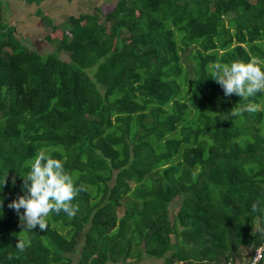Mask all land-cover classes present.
<instances>
[{
  "label": "trees",
  "instance_id": "obj_1",
  "mask_svg": "<svg viewBox=\"0 0 264 264\" xmlns=\"http://www.w3.org/2000/svg\"><path fill=\"white\" fill-rule=\"evenodd\" d=\"M69 25L39 53L0 24V264H249L264 249V92L225 95L211 65L264 60V0H117ZM41 148L83 190L75 216L27 233L8 205Z\"/></svg>",
  "mask_w": 264,
  "mask_h": 264
},
{
  "label": "clouds",
  "instance_id": "obj_2",
  "mask_svg": "<svg viewBox=\"0 0 264 264\" xmlns=\"http://www.w3.org/2000/svg\"><path fill=\"white\" fill-rule=\"evenodd\" d=\"M213 78L223 88L225 95L236 94L247 99L258 92H264V60L253 57L247 62L233 60L231 63L214 62L211 65ZM240 110L255 111L252 105H245ZM64 157L52 156L45 148L37 151L34 158L26 161L28 172L23 179L22 191L24 195L13 199L8 207L20 215L21 224L25 232L30 233L36 226L39 230L48 228V218L51 213L63 212L68 217H73L78 212V205L73 203L74 198L83 190L77 185L73 176L64 168ZM7 177V176H6ZM5 178L0 181V189L5 183ZM4 198L0 196V216L3 215ZM253 209L257 205L253 204ZM23 209V213H20ZM26 239L19 240L17 248L23 251L28 246ZM264 249H257L258 261Z\"/></svg>",
  "mask_w": 264,
  "mask_h": 264
},
{
  "label": "crops",
  "instance_id": "obj_3",
  "mask_svg": "<svg viewBox=\"0 0 264 264\" xmlns=\"http://www.w3.org/2000/svg\"><path fill=\"white\" fill-rule=\"evenodd\" d=\"M108 1L0 0V24L13 29L26 47L44 53L68 35L72 17L92 13L97 7L103 10Z\"/></svg>",
  "mask_w": 264,
  "mask_h": 264
},
{
  "label": "rangeland",
  "instance_id": "obj_4",
  "mask_svg": "<svg viewBox=\"0 0 264 264\" xmlns=\"http://www.w3.org/2000/svg\"><path fill=\"white\" fill-rule=\"evenodd\" d=\"M116 1L117 0H109L108 1V4H105L104 5L103 12L106 13V14L109 13V12H111L113 10V4ZM66 36H68V35H66ZM28 48L30 49L31 47H28ZM187 54H189V52H186L183 55V58H185V59H183V63H182L184 65V67H186L189 64V61L186 60ZM63 56L66 57L67 55L66 54H63ZM258 107L260 108L261 106L259 105ZM179 206H180V200H179V198H175L173 200L171 206H170V217L173 214H176V212L179 209ZM124 210H125L124 207H121L119 209V216H122L124 214ZM63 233H65V232L63 231ZM16 234L12 233V236L14 235L15 237H25V233L24 232L18 233L17 235ZM77 256H78V251H76V253L74 254L75 261L77 259ZM131 262L134 263L135 261L132 260ZM159 262H161V261H158V260H155V259H150V258H147V257L144 256L139 263L140 264H156V263H159ZM111 264H113V263H111Z\"/></svg>",
  "mask_w": 264,
  "mask_h": 264
},
{
  "label": "built area",
  "instance_id": "obj_5",
  "mask_svg": "<svg viewBox=\"0 0 264 264\" xmlns=\"http://www.w3.org/2000/svg\"><path fill=\"white\" fill-rule=\"evenodd\" d=\"M260 249H262V248H260ZM257 251L255 252V254L253 255V258L250 260V262H249V264H258L262 259H260V260H258V261H256V260H254L255 259V257L257 256ZM261 255H262V257H263V251L261 252ZM226 264H232L231 262H228V263H226Z\"/></svg>",
  "mask_w": 264,
  "mask_h": 264
}]
</instances>
